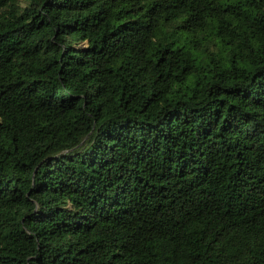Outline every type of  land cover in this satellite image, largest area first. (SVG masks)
<instances>
[{
	"label": "trees",
	"instance_id": "obj_1",
	"mask_svg": "<svg viewBox=\"0 0 264 264\" xmlns=\"http://www.w3.org/2000/svg\"><path fill=\"white\" fill-rule=\"evenodd\" d=\"M0 264H264V0H0Z\"/></svg>",
	"mask_w": 264,
	"mask_h": 264
}]
</instances>
